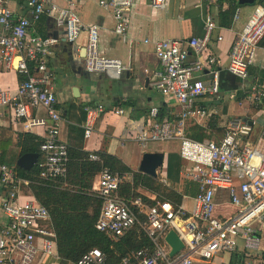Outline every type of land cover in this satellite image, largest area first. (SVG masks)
Instances as JSON below:
<instances>
[{
    "label": "built area",
    "instance_id": "built-area-1",
    "mask_svg": "<svg viewBox=\"0 0 264 264\" xmlns=\"http://www.w3.org/2000/svg\"><path fill=\"white\" fill-rule=\"evenodd\" d=\"M10 0H0V68L13 70L24 76L15 92L0 88V117L6 110L12 119L20 121L25 130L41 127L42 142L39 149L43 158L38 163L39 176L44 179L65 177L67 173V144L59 139V123L62 114L53 89L55 74L48 66L59 39L53 36L29 34L32 21L48 14L65 33V41H76L85 29L87 40L83 56L86 73L100 74L106 78L121 75L126 66L117 59L100 53L99 26H84L73 10L70 0L67 7L58 6L54 0H23L29 17L16 14L9 7ZM215 2L216 0H208ZM134 0H98L113 18L114 30L126 34L129 14ZM165 0H150V6L162 10ZM240 10L231 21L235 36L228 50L226 70L241 81L240 96L243 112L233 115L225 123L220 139L196 140L186 129L190 120L207 122L212 112L200 106L203 97H215L220 92V60L208 51L216 23L207 17L203 35L187 39H159L153 41V53L160 66L151 72L154 87L171 107L179 110L172 117H159L158 108L152 107L143 119L134 140L145 148L148 143L177 142L181 160L179 176L198 185L193 207L158 200L155 195H145L153 203L140 196L124 198L120 191L126 174L102 168L94 177L91 191L101 199L98 218L94 224L111 240H117L133 225L138 224L150 239L151 246H144L124 255L119 264H214L219 253H232L242 241V251L252 259L244 264H261L260 251L264 228V123L259 141L250 138L259 121L255 113L264 114V76L249 78L256 49L264 36V1L250 4L242 26ZM222 37L217 36V41ZM146 42L149 40L146 39ZM192 51L196 59L188 60ZM207 72L205 81L196 72ZM42 110L44 116L38 115ZM85 113L83 137L94 131L96 119L104 112L100 103L83 106ZM116 115H123L124 108L116 107ZM263 142V143H261ZM89 159L99 160L94 154ZM160 180L166 182L165 175ZM28 181L20 178L13 166L0 162V187L4 196L0 199V264H58L56 235L48 209L30 194ZM225 194L226 199L219 202ZM184 199V197H183ZM182 199V200H183ZM231 207L230 212L218 210V206ZM141 217V218H140ZM143 217V219H142ZM173 230L182 248L170 255L171 247L165 241ZM105 255L93 247L71 264H104ZM253 262V263H252Z\"/></svg>",
    "mask_w": 264,
    "mask_h": 264
},
{
    "label": "crops",
    "instance_id": "crops-1",
    "mask_svg": "<svg viewBox=\"0 0 264 264\" xmlns=\"http://www.w3.org/2000/svg\"><path fill=\"white\" fill-rule=\"evenodd\" d=\"M54 2L58 6L67 7L70 0H54ZM72 2L74 3L73 10L84 26L92 23L99 26L98 47L100 53L119 60L126 68L116 78L86 73L83 67L84 48L87 40L85 29L81 30L76 41L70 44L65 41L64 30L55 24L50 15L42 14L37 21H32L29 34L53 36L59 39L53 56L48 60V66L53 69L55 74L53 89L58 100L57 108L62 114V120L59 123V139L66 144L78 143V146L87 152H107L119 158L134 171H139V163L144 152L162 153L163 165L159 168L157 177L161 178L163 175L166 177V158L169 153H177V142L148 143L145 148H142L134 140V134L139 130L150 108L160 109L163 107L165 110L162 117H172L173 113L179 110L176 105L173 104L171 107L166 103L163 96L154 87V80L150 74L154 70H159L160 66L154 56L152 42L165 38L185 40L191 36H201L207 17L213 18L216 23L208 51L220 60L222 67L220 92L218 96L203 97L198 100L200 106L212 112L211 119L207 122H198L193 119L190 120L188 126L200 125L208 135V138L205 139H218L216 131L225 125L227 119L243 112L244 105L240 99L243 91L241 81L231 75L226 68L228 50L235 36V30L230 25L231 21L236 10H240L241 18L237 26L239 29L245 20V15L249 12L250 4L239 5L237 0H234V5L227 2L219 4L216 1L208 0H165L164 8L159 10L150 6V0H134L129 14V28L124 35L114 30L111 13L103 9L98 4V0H72ZM22 4L23 0L8 2L14 13L29 17L25 9L21 8ZM223 11L228 12L227 16L221 15ZM223 22H227L226 25H222ZM218 35L222 37L220 41H217ZM146 39L149 41L146 42ZM195 59V54L189 51L188 60L194 61ZM195 75L205 81L209 77L205 71L196 72ZM262 76H264V36L258 44L254 61L249 67L247 82ZM22 77L23 75L16 71L0 68V88L15 92ZM73 88H77L78 91L73 92ZM98 103L104 106V112L96 119L93 133L85 139L81 133L85 118L83 106ZM116 107L124 108L123 115L114 114L113 110ZM2 111L0 129L11 131V141L6 145L2 161L13 166L22 155L18 145V142L22 140L20 135L30 133L42 139L43 129L35 127L31 131L25 130L20 121L12 119L7 109ZM251 114H254V117L256 116L259 121L250 138L251 143L255 144L260 142L259 133L264 123V114L262 112L255 113V111ZM38 115L44 116L43 111L39 110ZM126 175L131 178L130 173ZM137 191L143 195H154L141 188H138ZM3 196L4 191L0 187V199ZM222 196L225 200V194L222 193ZM182 201L187 209L193 207L191 198L184 196ZM223 201L221 202L223 203ZM222 203L219 205L224 206L222 211L230 212L232 210L231 207ZM0 219L3 220L2 214H0ZM259 234L262 236L261 253L264 251V228ZM242 249L243 245L240 240L236 250L229 253L228 260H220V264H228L234 254L235 256L243 254L242 264L244 261L251 262L253 258L248 257ZM54 260H47L45 264H51ZM260 261L261 264H264V258ZM55 262L60 264L61 259Z\"/></svg>",
    "mask_w": 264,
    "mask_h": 264
},
{
    "label": "trees",
    "instance_id": "trees-1",
    "mask_svg": "<svg viewBox=\"0 0 264 264\" xmlns=\"http://www.w3.org/2000/svg\"><path fill=\"white\" fill-rule=\"evenodd\" d=\"M216 2L219 4L227 2L234 5V0H216ZM227 14V11L221 13L224 16ZM226 23L223 22L222 25H226ZM164 110L163 107L158 109L160 118L164 115ZM253 111L251 110V113ZM224 131V126L216 131L218 139L223 136ZM81 133L83 134L82 129ZM186 133L196 140L208 138L205 129L197 124L188 126ZM20 138H22L18 142L20 154L37 153L38 158L37 163L28 170L16 164L14 168L20 178L28 181L27 188L30 194L49 211L56 235L57 253L61 259L60 264L75 262L84 252L93 247L100 249L105 255L104 264H119L120 259L131 251L151 246L150 239L138 224L133 225L130 230L115 241L95 228L94 224L99 215L101 199L91 191V185L94 177L102 168H108L110 171L120 174H131V180L125 181L121 185L120 193L126 199L140 196L145 202L152 204V200L137 191L138 188H141L154 194L158 200H168L177 205L182 202L184 196H194L198 190V185L195 182L180 178L181 163L178 153L167 155L166 182H163L159 177H152L138 170H132L119 158L107 152L84 151L78 146V143L67 144L66 176L44 179L39 176L40 168L38 166L43 158L39 149L42 139L30 133L21 134ZM10 141L11 131L0 129V162H3L2 156ZM90 153L96 154L99 160L89 159ZM260 257L264 258V251L260 253ZM242 260L243 254L236 256L234 254L228 264H242Z\"/></svg>",
    "mask_w": 264,
    "mask_h": 264
},
{
    "label": "water",
    "instance_id": "water-1",
    "mask_svg": "<svg viewBox=\"0 0 264 264\" xmlns=\"http://www.w3.org/2000/svg\"><path fill=\"white\" fill-rule=\"evenodd\" d=\"M254 0H237V4L245 5L251 4ZM71 44V43H70ZM222 73V71H221ZM221 73H220V83H221ZM73 92L76 93L78 91L77 88L72 89ZM38 154L37 153H23L17 160L16 164L21 168L28 170L30 169L37 161ZM163 165V154L157 152H144L141 156V160L139 163V171L150 175L152 177L158 176L159 168ZM165 241L171 247L170 255H174L179 249L182 248V242L178 238L177 234L170 230L166 236Z\"/></svg>",
    "mask_w": 264,
    "mask_h": 264
},
{
    "label": "rangeland",
    "instance_id": "rangeland-1",
    "mask_svg": "<svg viewBox=\"0 0 264 264\" xmlns=\"http://www.w3.org/2000/svg\"><path fill=\"white\" fill-rule=\"evenodd\" d=\"M233 81H234V79H232ZM162 143H166V142H162ZM150 144V143H149ZM153 144H156V143H153ZM220 202L221 201H223L224 200V198H223V196H221V197H219V199H218ZM218 209H220V210H224V206H219V208ZM240 242V240L238 241V243ZM229 253H219V254H217V256H215L214 258H213V263L214 264H220V260H224V261H226V260H228V258H229Z\"/></svg>",
    "mask_w": 264,
    "mask_h": 264
}]
</instances>
